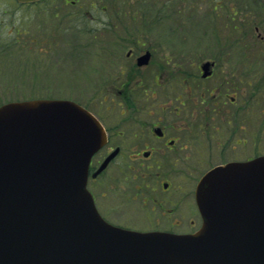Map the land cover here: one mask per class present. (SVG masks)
I'll list each match as a JSON object with an SVG mask.
<instances>
[{
  "label": "water",
  "instance_id": "obj_1",
  "mask_svg": "<svg viewBox=\"0 0 264 264\" xmlns=\"http://www.w3.org/2000/svg\"><path fill=\"white\" fill-rule=\"evenodd\" d=\"M105 140L72 100L0 106V264H264V155L203 177L198 232H142L107 222L87 189Z\"/></svg>",
  "mask_w": 264,
  "mask_h": 264
},
{
  "label": "flooded vegetation",
  "instance_id": "obj_2",
  "mask_svg": "<svg viewBox=\"0 0 264 264\" xmlns=\"http://www.w3.org/2000/svg\"><path fill=\"white\" fill-rule=\"evenodd\" d=\"M54 2L43 0L39 6ZM214 2L209 11L204 12L205 17L214 19L222 17V13L229 18L236 16V0ZM64 4L74 6L76 1L64 0ZM95 6L91 4L92 9ZM170 6L168 1L152 2L148 11L146 8L130 11L125 5L121 9L123 30L83 32L93 37L92 43L101 45L97 47V58H100L97 68L101 70L97 84L102 101L118 100L124 109L119 111L120 117H111L96 111L91 101L89 104L80 102L101 121L106 132L104 145L91 161L88 189L108 221V215L121 208L129 197L135 201L142 195L143 166L145 174L156 167V178L164 181V190L170 192L172 182L185 183V165L199 170V182L216 166L250 161L255 157L253 132L245 112L249 96L243 90V85L251 84L253 78L249 72L245 78L242 73L233 71L236 63L231 58L235 47L234 40H228L229 32L215 37L219 46L213 49V56L198 59L197 56L185 58V30H138L147 17L152 26L169 20ZM79 10L83 11L82 6L69 13ZM154 12L156 14L152 15ZM256 31L258 38L264 40L259 26ZM188 53L197 54L192 50ZM206 63L210 64L211 74L203 77ZM186 70L199 71L201 76L200 79L192 77L195 85L188 86L187 90L185 81L190 79L185 78ZM113 154L108 165L97 173ZM144 161L149 163L143 165ZM178 190L170 192L166 200L152 198V203L163 207L167 202L173 205L172 211L180 209L184 217L185 187L180 185ZM192 206L195 218L187 228L182 223L184 220L177 219L174 227L152 230L197 232L202 226V217L196 199Z\"/></svg>",
  "mask_w": 264,
  "mask_h": 264
},
{
  "label": "rangeland",
  "instance_id": "obj_3",
  "mask_svg": "<svg viewBox=\"0 0 264 264\" xmlns=\"http://www.w3.org/2000/svg\"><path fill=\"white\" fill-rule=\"evenodd\" d=\"M54 1L46 5L24 7L16 5L13 0H0V105L35 98H69L87 104L91 101L90 105L96 111L120 117L119 111L124 110L120 102H103L97 84L101 79V70L97 68L100 63L97 47L101 45L92 43L93 37L83 32L123 30L121 9L125 5L130 11L138 8L148 11L152 2L168 1L171 5L169 20L152 26L147 17L140 23L138 30H185V58L213 56V49L219 46L215 37L229 32L228 40H234L232 45L235 47L231 58L236 63L234 72L239 74L244 70L242 74L246 77L247 72L253 75V70L264 64V46L261 47L255 40L254 31L251 39H241V34L247 31L245 17L248 21H254L255 17L264 18V0H236V16L229 18L222 13V17L214 19L205 17L204 12L209 11L215 0H75L74 6L64 4V0ZM91 4L96 5L94 9ZM79 6H82L83 11L70 15L69 11L74 12ZM109 24H114L113 28L108 27ZM261 30L264 33V29ZM243 41H247L248 45H244ZM190 50L197 54H189ZM243 53H247V57ZM260 75L264 78V72ZM192 77L200 79L199 71H185V78L190 79L185 81V90L195 85ZM243 90L246 95L251 94L247 84L243 85ZM260 97L259 104H256L257 99H254V106L252 101L247 103L251 109L248 119L253 132L255 156L264 154V98ZM257 112L261 114L260 117L256 116ZM147 163L149 161H144L143 165ZM193 169L185 165V183L172 182L170 189L172 193L179 191L180 185L185 187L184 217L180 209L172 211L173 205H167V202L163 207L152 203V198L164 197L166 200L171 194L164 190V181L156 178V167L145 174L143 166L142 195H138L135 201L129 197L121 208L108 215L109 220L124 227L152 230L174 227L178 219L184 220L182 223L187 228L195 218L192 205L199 179V170ZM204 169L201 168V171Z\"/></svg>",
  "mask_w": 264,
  "mask_h": 264
},
{
  "label": "trees",
  "instance_id": "obj_4",
  "mask_svg": "<svg viewBox=\"0 0 264 264\" xmlns=\"http://www.w3.org/2000/svg\"><path fill=\"white\" fill-rule=\"evenodd\" d=\"M248 19L247 17H245V26H246V30L244 33L241 34V39L244 40V39H250L251 38V31H254V29L252 28L254 25H259L261 26L263 29H264V18H261V17H255V20L252 21V20H246ZM238 42H240V40H238ZM243 44L244 45H248L247 44V41H246V44H245V41H243ZM243 46V45H242ZM264 44L261 45V47H263ZM245 54V55H244ZM243 56H246L247 57V53H243ZM257 68V69H256ZM253 71V86H252V93H251V98H249L247 102H245L246 104L248 102H251L252 101V105H253V102H254V99L258 100L256 101V104H259V97L260 98H264V78L260 75V73L262 74L264 72V64H262V66L260 67H256ZM260 68V69H258ZM254 106V105H253ZM245 112H247V114H249V107H248V104L247 106L245 107ZM251 110V109H250ZM260 113L257 112L256 113V116L260 117Z\"/></svg>",
  "mask_w": 264,
  "mask_h": 264
}]
</instances>
